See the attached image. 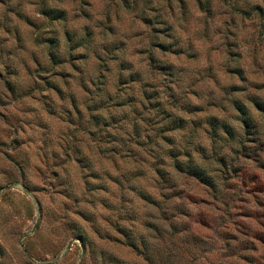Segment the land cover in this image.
Listing matches in <instances>:
<instances>
[{"label":"rangeland","instance_id":"374dc122","mask_svg":"<svg viewBox=\"0 0 264 264\" xmlns=\"http://www.w3.org/2000/svg\"><path fill=\"white\" fill-rule=\"evenodd\" d=\"M160 82L176 150L201 148L213 184L145 129ZM250 96L264 102V0H0V264H264ZM224 119L234 135L212 140Z\"/></svg>","mask_w":264,"mask_h":264},{"label":"trees","instance_id":"16d2710c","mask_svg":"<svg viewBox=\"0 0 264 264\" xmlns=\"http://www.w3.org/2000/svg\"><path fill=\"white\" fill-rule=\"evenodd\" d=\"M165 67V66H164ZM163 67V68H164ZM166 68V67H165ZM171 76H175L174 73L169 72ZM133 82L135 83V75L133 76ZM164 79V78H163ZM174 81V80H173ZM142 102H140L141 106H145V108H149L152 106L150 110L145 111V114L147 115V118H141L142 120L145 119L148 121L149 124L145 127V129H149V127L154 130L156 128L160 129V136L161 141L165 142L167 146L169 147L168 158L172 160V163H174L175 169H177L180 173H184L189 175V177L196 178L201 180L202 182H211V177H208V174L206 169L202 168L201 165H198L197 159L194 155L195 152H198L200 154V149L197 151H191V148L188 147V144L184 146L183 148H180L179 150H176L178 144L175 142L176 137L175 130L170 129L177 128V130H183V120L177 119L175 116L176 113H174L173 109L171 107H165L164 106V82H160L154 85V83H148V85L143 89L142 91ZM175 94H172L171 97H174ZM174 103L178 100L177 98H172ZM248 101L250 105L247 107H238L239 110V116L242 118L243 127L246 129V133L248 136H255L258 134V126L254 124L251 120L250 111L253 109L254 111L258 112L260 115L264 117V102L259 98L255 97H248ZM154 111H153V110ZM144 116V115H143ZM171 119L170 126H165L162 121ZM143 120V121H145ZM223 122L219 124V121H216L215 123L211 122L212 130V140L217 139L218 137H221V135L218 133L221 130L226 135H234L233 130H231L230 125L227 121L222 120ZM143 126V125H142ZM152 126V127H151ZM136 129V125L134 127ZM219 130V131H218ZM207 131H209L207 129ZM194 131L192 132L190 138L188 139L187 143H190L192 137H193ZM180 135V134H179ZM188 136V135H187ZM147 137L151 140V137L153 135L151 133H147ZM249 140V139H248ZM253 142V139L251 140ZM254 142H257V139H254ZM165 144V145H166ZM241 147L245 148V142L241 144ZM152 149V148H151ZM155 154V153H153ZM126 156H131V151L128 150L126 153ZM154 157V156H153ZM131 158V157H129ZM208 158V157H207ZM226 162L228 161L227 157L224 158ZM156 170L158 172H161L160 168L157 167ZM166 169H164L165 171ZM165 174V173H164ZM213 184V183H212Z\"/></svg>","mask_w":264,"mask_h":264}]
</instances>
